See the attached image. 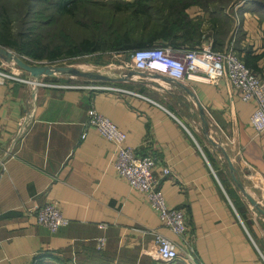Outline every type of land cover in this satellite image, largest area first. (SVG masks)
I'll use <instances>...</instances> for the list:
<instances>
[{"label": "crops", "instance_id": "obj_1", "mask_svg": "<svg viewBox=\"0 0 264 264\" xmlns=\"http://www.w3.org/2000/svg\"><path fill=\"white\" fill-rule=\"evenodd\" d=\"M243 9L235 17L227 13L231 26L223 44L264 77V26ZM188 13L210 21L196 6ZM122 75L128 80L117 83L126 85L109 84L139 95L59 86L32 91L24 83H0V264H192L183 256L166 263L152 255L153 231L180 252L184 246L116 175L113 144L86 125L92 109L126 133L128 146L156 156L158 188L168 206L185 211L196 264H264L256 242L264 240V223L250 214V234L202 150L208 143L203 116L208 136L222 145L244 188L264 205V130L256 133L249 121L255 102L243 101L224 78L177 81L132 68ZM208 144L214 159V150L221 155ZM48 201H57L68 220L55 232L29 212ZM100 236L106 243L99 252Z\"/></svg>", "mask_w": 264, "mask_h": 264}, {"label": "built area", "instance_id": "obj_2", "mask_svg": "<svg viewBox=\"0 0 264 264\" xmlns=\"http://www.w3.org/2000/svg\"><path fill=\"white\" fill-rule=\"evenodd\" d=\"M130 66L136 71L155 72L177 81L189 79L192 75H198L213 83L224 78L232 88L240 92L243 101L253 100L255 102L249 121L256 133L264 130V77H260L248 67L232 46L214 50L211 43L203 42L195 48L165 45L137 48L131 53ZM5 81L27 82L0 70V83ZM33 82L36 81H30V88L34 86L32 85ZM27 84L29 85V83ZM39 86L135 93L107 83L56 84L36 82V89ZM86 125L95 128L104 139L113 144L114 159L112 166L116 175L144 198L150 208L158 215L161 225L177 236L184 246L180 252L175 243L153 231L152 255L166 263H174L183 256L190 263L196 264L195 255L189 245V230L185 211L182 208L168 206L158 188V181L153 174V168L157 164L156 156L141 154L137 148L128 146L126 133L94 109L90 111ZM169 172L168 167H164L162 170L164 175ZM29 212L34 215L38 224L45 226L51 232L57 231L68 223V220L62 216L57 201H48L34 210L29 209ZM105 243L104 236L97 237L95 240L96 250L102 251Z\"/></svg>", "mask_w": 264, "mask_h": 264}, {"label": "rangeland", "instance_id": "obj_3", "mask_svg": "<svg viewBox=\"0 0 264 264\" xmlns=\"http://www.w3.org/2000/svg\"><path fill=\"white\" fill-rule=\"evenodd\" d=\"M55 1L56 0H28V4L30 5L28 8H26L20 0L1 1V4L8 9L5 16L10 22L9 28L12 32L13 39L17 41V44L20 43V45H22V42L19 41L20 36H23L24 39L25 37L29 38L28 40L30 41L32 39L36 41V44H34V47H32V50L30 49V51L37 55H41L40 59L28 56L25 54V50H18L14 45L8 47L0 46L10 50L30 64L69 65L75 69L85 71L113 69L114 73L118 75H122L124 72L131 69V53L134 49L121 51L116 49V43L114 42L115 38H117L127 26V19L123 14V11H117V13L113 14V7L111 6L112 0H78L74 6H69L73 11L72 15L59 14L56 12L54 7ZM164 1L167 0H149L154 7H161V4ZM195 1L201 6L203 4L207 5L203 8L196 6L206 15L209 10L218 9V5H223L224 13H229L233 17L240 14L244 10L243 8L251 9L254 14L258 15L259 22L264 26V9L257 4L259 2L264 5V0H219L218 2H214L215 0ZM232 10L234 12H232ZM193 19L200 22L202 28V36L198 46L203 42L212 44L213 32L210 31L211 20L208 21L203 17H193ZM227 34L228 32L225 36ZM84 40H88V47H91L92 50L76 56L61 55V53H65L67 49L78 45ZM225 46V44H222V46H215L214 48L223 49ZM185 48L195 47L192 46ZM52 51L60 53V57L56 60L49 61L45 57ZM0 70L27 81L23 83H29L30 87L31 80L41 83L56 84H65V82L71 84L88 82L101 83L83 78H68L56 75H40L34 79L30 77L28 72L20 69L15 63L7 62L2 58H0ZM36 82L32 83V85H34L32 86V89H36ZM105 83L109 84L111 82ZM117 84L126 85L122 83ZM195 137L198 143L202 146L204 141H202L199 136L195 135ZM207 145L209 146L208 143L203 145L202 150L207 157L210 166H212L216 175L221 179L234 207L244 204L247 207L246 210L249 215H253L260 219L259 221L264 223V218L257 215V213L252 210L248 201L233 184L222 156L214 150L212 153L215 156V160L209 153ZM229 179L231 184L228 182ZM256 242L264 254V240L256 239Z\"/></svg>", "mask_w": 264, "mask_h": 264}, {"label": "trees", "instance_id": "obj_4", "mask_svg": "<svg viewBox=\"0 0 264 264\" xmlns=\"http://www.w3.org/2000/svg\"><path fill=\"white\" fill-rule=\"evenodd\" d=\"M1 1L2 0H0V45L4 47L14 45L18 50H25V54L28 56L40 59L41 55H37L30 51V49L32 50V47H34V44H36V41L33 39L30 41L28 40L29 38L25 37L24 39L23 36H20L19 41L22 42V45H20V43L17 44V41L13 39L12 32L9 28L10 22L5 16L8 9L1 4ZM20 1L23 2L26 8L30 6L28 0ZM77 1L78 0H56L54 7L59 14L72 15L73 11L69 6H74ZM218 1L219 0H215L214 2ZM257 4L264 9V5L259 2ZM111 6L113 7V14L117 13V11H123L127 19V26L123 32L115 38L114 42L116 43V49L129 51L151 46L191 47L199 44L202 36L201 24L190 16L188 9L192 6H200L203 8L207 5L203 4L201 6L195 0H167L161 4V7H154L149 0H112ZM218 6L216 13L214 9L208 12L210 14L211 29L213 30L217 23L220 28H218L220 31L214 29L211 44L214 50H221L214 47L222 46L224 41L223 37L228 32L231 25V17L224 14L223 5ZM90 50H92V48L88 47V40H84L78 45L67 49V51L61 53V55L76 56L87 53ZM59 57L60 53L52 51L45 58L49 61H53ZM242 60L249 67L247 58L244 57ZM235 208L250 234H253V222L247 213V207L241 204Z\"/></svg>", "mask_w": 264, "mask_h": 264}, {"label": "water", "instance_id": "obj_5", "mask_svg": "<svg viewBox=\"0 0 264 264\" xmlns=\"http://www.w3.org/2000/svg\"><path fill=\"white\" fill-rule=\"evenodd\" d=\"M0 58L7 62L15 63L20 69L29 73L30 77L37 78L40 75H56L68 78H83L90 81H100V82H124L128 80V76H117L111 77L104 75L97 71H81L71 67L69 65H46V64H30L24 61L21 57L14 54L10 50L0 46ZM203 127L202 131L207 134L206 140L210 143L224 158L226 161L229 174L233 183L236 185L237 189L242 193L245 199L248 201L250 206L255 210V212L264 218V205L257 201L247 190L244 188L242 181L240 180L238 173L226 153L222 145L216 143L208 136V124L206 119L202 116Z\"/></svg>", "mask_w": 264, "mask_h": 264}, {"label": "bare ground", "instance_id": "obj_6", "mask_svg": "<svg viewBox=\"0 0 264 264\" xmlns=\"http://www.w3.org/2000/svg\"><path fill=\"white\" fill-rule=\"evenodd\" d=\"M81 71H85V70H81ZM97 72H100V73H102V74H110V75H107V76H111V77H117V76H120V75H118V74H115L114 73V71H113V69H108V70H96ZM121 76H123V75H121ZM32 89V88H31ZM34 90V89H33ZM253 209V208H252ZM253 211H255L254 209H253Z\"/></svg>", "mask_w": 264, "mask_h": 264}]
</instances>
